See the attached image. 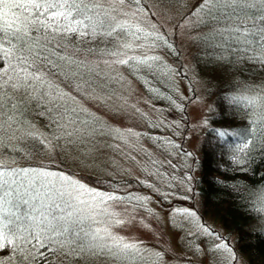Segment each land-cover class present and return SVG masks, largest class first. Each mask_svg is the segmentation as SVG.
Listing matches in <instances>:
<instances>
[{
  "label": "rangeland",
  "instance_id": "rangeland-1",
  "mask_svg": "<svg viewBox=\"0 0 264 264\" xmlns=\"http://www.w3.org/2000/svg\"><path fill=\"white\" fill-rule=\"evenodd\" d=\"M171 1V4L148 2L150 14L125 4L113 5L111 0H106L105 5L120 10L113 14L117 23L123 24V28L117 31L124 34L120 36L116 31L117 34L112 40L116 51L126 53L123 58L145 52L149 56H159V60L151 61L152 67L163 63L180 80L173 85L180 100L171 108L172 110L166 109L168 111L166 113L152 105L139 83L131 77L132 74L137 76L141 74L139 73L141 69L137 71L135 64L112 63L117 57L105 56L98 61V65H102L103 68L112 65L115 77L110 75L109 85L103 82L104 92L100 93L97 90L96 96L85 92L81 97H76L81 99L88 94L80 105L87 113L89 123L95 125L96 130H84L75 136L76 142L81 144L69 143L74 145L69 151L63 152L68 147V142H61L59 145L63 154L47 144L46 153L43 155L45 159L50 160L48 162L65 161L73 171L123 180L121 186L116 189H101L84 183L85 193L95 189L114 198L108 200L105 196L106 203L100 205L99 197L94 201V194L84 195L81 198L95 206L89 208L85 205L83 211L77 215L91 217L100 209H105L104 222L95 224L86 219L81 225L84 231L107 228L111 237L117 240L122 238V243L135 244L137 249L127 256L107 251L100 252L97 249L98 254L90 256L88 246L98 242L91 236L83 238V233H80L79 238L72 243L63 237L56 239L64 242L66 253L77 245L84 246L83 253L78 250L75 254L66 256L57 254L54 259L52 258V262H55V258L59 260L58 262L70 258L73 261L65 263L231 264V257L234 256V264H248L237 249L234 235L224 229L219 222L203 215L201 200L194 186L195 178L198 177L201 146L206 132L211 130L208 117L214 109L213 102L206 95L204 79L194 66L195 47L202 36V31L198 28L201 26L199 24L202 13L196 11L200 0ZM137 27L156 32L169 40L173 44V57L156 48L149 50L150 43L136 41L133 33ZM150 41L157 40L154 36ZM125 43H131L133 50L125 49L123 47ZM138 45L144 47L139 48ZM99 46L101 50L112 52L101 44ZM105 60L108 63H105ZM97 71L103 74L101 69ZM260 93L256 90V94ZM13 133L18 132L13 130ZM48 162L43 164H50ZM128 179L131 180L130 183L126 181ZM75 180L73 178V181ZM9 181L11 188L3 187L0 188L1 191L17 185L13 179ZM15 188L16 186L13 189ZM23 189V194L25 195L27 191L29 195L27 182ZM28 198L26 200L34 203L36 208L33 210V207L25 206L23 212L18 214L14 211L16 217L13 222L18 229V237L13 238L22 239V235H28L25 228L40 217V201ZM262 202L260 203L263 215L256 226L264 233V198ZM5 212L3 214L7 216L9 210ZM0 218L4 222L10 221L1 214ZM117 220L123 222L117 224ZM100 235L105 237V242L109 244L113 242L104 232ZM225 243L233 250L231 253L216 248V245ZM53 247H59V244ZM6 258L8 257L0 260V264H8Z\"/></svg>",
  "mask_w": 264,
  "mask_h": 264
},
{
  "label": "snow or ice",
  "instance_id": "snow-or-ice-1",
  "mask_svg": "<svg viewBox=\"0 0 264 264\" xmlns=\"http://www.w3.org/2000/svg\"><path fill=\"white\" fill-rule=\"evenodd\" d=\"M105 2L106 0H0V63L5 61L8 63L6 69H0V116L7 115L6 109L8 112L19 110L20 104L14 103V98L23 101L25 97L31 99L32 94L39 92V95L47 99L51 105L46 109L47 113L56 114L52 116L51 122L60 132V135L54 132L49 138L37 133L33 130V126L29 125L23 130L25 137L39 140L42 145L45 142L51 145L53 141L58 142L61 138H67L69 143L75 144L74 136L84 130H96L95 125L89 123L87 113L69 105L66 102L67 93L57 95L59 86H54L47 77L63 75L67 79L76 81L77 90L92 96L97 95V90L100 93L105 91L103 82H97L92 78L90 67L87 71L82 70L87 67L86 60L61 54L66 48V44L61 42L69 35H111L123 28V24L117 23L113 15L120 10L115 7H105ZM111 2L124 4L125 0H111ZM252 9H257L259 14L252 12ZM196 11L203 13L208 21L215 22L212 29L217 34L235 36L237 41H242L245 45L255 44L256 48L253 51H258L260 55L254 58L264 63V0H200ZM10 13L11 19H9ZM201 22L206 21L202 19ZM249 22H251L250 27L247 26ZM140 31L141 29L137 27L136 32L133 33L137 40L141 39L137 35ZM30 32L35 35H29ZM147 35L155 36V33L148 32ZM155 39L160 40L164 37L155 36ZM6 44L8 47H5ZM155 46L153 43L149 50L154 49ZM123 47L133 50L131 43H125ZM138 47L143 48L144 45ZM94 54L93 49L88 50V55ZM102 55L117 57L112 63L135 64L137 71L141 68H152L151 61L160 59L159 56H149L146 52L127 58H123L126 56L124 52L105 51ZM12 60L16 63L13 64ZM104 62L108 63L107 60ZM260 92L261 94L253 97H244L254 109L264 108V88ZM260 118L264 120V114ZM8 119L11 120L12 116H8ZM70 126L71 130H69ZM2 131L3 123H0V132ZM214 131L221 138L227 136L233 137L234 140L238 138L239 142L234 145L238 152H243L252 143L248 129L231 131L224 128ZM8 177H12L13 182L18 181L20 187H24L27 182L31 200L40 201L41 212L40 217L25 228L28 235L15 241L10 236L18 237V229L13 222H4L0 218V260L8 257V264H13V260L16 264H43L57 254L66 256L75 254L78 250L83 253V245H77L66 253L64 242L56 239L63 237L72 243L79 238L80 233L91 236L98 242L88 246L90 256L97 255V249L100 252L107 251L125 256L133 254L137 249L135 244L122 243V238L117 240L111 237L107 228H96L95 231L85 232L81 227L86 219H90L95 224L103 223V217L106 215L105 209H100L91 217L77 215L83 211V206L89 208L95 206L81 197L94 194L93 200L99 197L98 204L102 205L106 203L105 196L111 200L114 198L112 195L101 194L95 189L85 193L86 185L78 178L73 181L69 174L50 171L43 165L25 167L17 165L15 160L0 159V188H11ZM7 195L6 192L5 196ZM25 203L27 204L28 201ZM32 207L35 210L36 205ZM122 222L116 221L117 224ZM101 232L109 236L113 242L111 244L105 242V237L100 235ZM56 244H59V247H53ZM9 245L13 247L9 248ZM216 248L229 253L233 251L226 243L218 244ZM234 261L235 257L232 256L231 264H234Z\"/></svg>",
  "mask_w": 264,
  "mask_h": 264
},
{
  "label": "trees",
  "instance_id": "trees-1",
  "mask_svg": "<svg viewBox=\"0 0 264 264\" xmlns=\"http://www.w3.org/2000/svg\"><path fill=\"white\" fill-rule=\"evenodd\" d=\"M148 2L171 4L172 1L139 0L137 2V0H125L124 4L135 8V10L150 14ZM105 7H111V5H105ZM251 11L257 12V9ZM257 14L259 13L257 12ZM9 19H11V13ZM202 19L206 21L201 22V26L207 30V34H202L197 42L194 66L204 79L206 95L213 102L214 110L208 117L211 130L206 132L201 146L198 177L195 178L194 186L201 200L203 215L219 222L224 229L234 235L237 249L248 264H264V233L261 229L256 228V224L263 215L260 202L264 198V134H262L264 133V120L260 117L264 114V108L256 107L254 109L248 100L244 99V97L259 95L256 94V90L260 91L264 88V63L254 58L258 56L256 55L258 51H253L256 48L255 44L245 45L242 41H237L235 36L230 37L228 34L221 36L212 29L214 21H208L203 13ZM117 32L120 36L124 35L121 31ZM117 32L101 36L69 35L65 41L61 42L66 44V48L61 54H68L78 60H86L88 62L87 67L82 70L87 71V68L90 67L93 73L92 78L99 82L95 77V73H98L97 69L102 67V65H98V61L105 58V55H102L105 49L101 50L99 44L106 49H111L112 52H117L112 44ZM134 32H136V28ZM148 32L151 31L141 29L137 33L141 37L139 40L133 36L136 41L150 43L151 45L154 43L157 50L173 57L172 43L166 39L150 41V38L154 36H148ZM154 33L155 36H159L156 32ZM29 35L35 34L30 32ZM116 38L118 39V37ZM115 44H117L116 39ZM5 47H8V45L6 44ZM231 47L239 49L242 54H233L228 49ZM89 49H93L95 54L88 55ZM160 62L162 61L160 60ZM220 62H222V65H220ZM12 63L15 64L16 61L12 60ZM7 67V61L0 63V69H6ZM139 73L141 74H138V76L132 74L131 77L139 83L152 105L166 113L168 112L166 109L172 110L171 108L180 100L173 86L176 81L180 80L175 77L174 72L163 63H158L150 69L141 68ZM98 74L101 78L103 77L102 74ZM47 79L54 86H59L57 95L67 93L66 102L78 110L82 109L80 102L85 100V96L88 97V94L81 99H76V97H81V94L85 93L76 89V81L67 79L60 74L49 75ZM102 79L107 85L110 84L107 77ZM146 83H150V85ZM41 101L47 107L51 106L47 99L39 95V92L32 94L31 99L25 97L23 101L14 98L13 102L20 104L19 110L8 112L6 109L7 115L0 116V123H3V131L0 132V147H2L0 149V159L15 160L17 165H24L25 167L43 165L50 171L67 173L74 179L78 178L87 185L97 186L101 189L120 187L123 180L73 171L69 169L63 160H59V163H55L53 160V162H48L50 160L43 157L48 143L45 142L42 145L39 140L27 138L23 135V130L27 129L29 125L33 126V130L37 133H42L49 138L52 137L54 132L56 135H60L56 125L51 122L52 116L56 114L53 112L49 115L47 111L33 107ZM8 116H12V119L9 120ZM7 124L15 128L18 133L14 136H11L12 131L7 133L5 130ZM45 128L49 132H45ZM224 128L231 131L248 129V135L252 139V143L243 152H238L234 147L235 143L239 142L238 138L236 140L231 136L221 138L214 131L215 129ZM69 130H71V126ZM76 138L73 137L75 144H81L76 142ZM61 142H68V139L61 138L58 142L53 141L56 144ZM7 143L16 145L18 150L11 152L12 149L7 147ZM53 143L49 144L52 148ZM74 145H69L68 142V147L63 152L73 149ZM5 150L9 152V155L4 154L3 151ZM63 152L61 153L63 154ZM46 162L50 164L44 165L43 163ZM8 179L13 178L8 177ZM126 181L131 182L129 179ZM16 183L17 185L13 184L14 187L16 186L15 190L14 187L5 190V192L0 190V205L3 204V206L8 207L11 215L13 214V219L16 217H14V211L17 214L22 213L25 206L32 207L34 204L31 201L25 203L27 200L26 196L23 195V187L19 186L18 181ZM6 192L8 193L7 196H5ZM82 235L84 238L85 235ZM53 259L51 260L53 261ZM58 261L55 258V262L52 263L67 264L62 260L61 262Z\"/></svg>",
  "mask_w": 264,
  "mask_h": 264
},
{
  "label": "bare ground",
  "instance_id": "bare-ground-1",
  "mask_svg": "<svg viewBox=\"0 0 264 264\" xmlns=\"http://www.w3.org/2000/svg\"><path fill=\"white\" fill-rule=\"evenodd\" d=\"M199 25H201V24H199ZM249 27L251 26V23L248 25ZM199 28V30H201L202 31V34H207L206 33V29L205 28H203L202 26H199L198 27ZM165 39V38H164ZM173 45V44H172ZM228 49H230L231 50V52L233 53V54H242L240 51H239V49H237V48H234V47H231V48H228ZM220 65H222V62H220ZM98 69H101L102 71H103V77H107L109 80H111L110 79V75L112 76V77H115V71H113V68H112V65H108L107 67H105V68H103V67H99ZM96 74H98V73H95V77L98 79V81L99 82H104L103 81V77L101 78L100 76H97ZM147 85H150V83H146ZM33 107H36V108H40V109H43V110H45L46 111V109L48 108L47 107V105L46 104H44V102L43 101H41V102H39L38 103V105L37 106H34L33 105ZM51 107V106H50ZM6 132L7 133H9L10 131H13V130H15V128H13V127H11V125L10 124H7L6 125ZM45 132H49V130L47 129V128H45V130H44ZM11 136H14L13 134H11ZM7 147H9L10 149H12V151L11 152H15V151H17L18 150V147L16 146V145H14V144H11V143H7ZM46 148V147H45ZM50 148H52V147H50ZM53 148L54 149H56V150H58V151H61L62 152V149H61V147H60V145L59 144H56V143H53ZM52 148V149H53ZM0 149H2V147H0ZM46 150H44V152H45ZM4 152V154H8L9 155V152L7 151V150H5V151H3ZM51 154V153H50ZM24 190V189H23ZM4 192H5V190H3ZM24 195V194H23ZM26 195H28V193H27V191H25V196ZM29 197V198H28ZM28 197H26V198H28V199H31V197L28 195ZM0 214L2 215V217L3 218H5L6 217V220L7 219H9L10 221H14V219L11 217L10 218V215H11V212L9 211V214L7 215V216H4V214L3 213H6L5 211L8 209V207H5V206H3V204L2 205H0ZM9 210V209H8ZM14 223V222H13ZM14 225H16L15 223H14ZM256 228H257V226H256ZM260 230V229H259ZM22 237H23V235H22ZM12 239L15 241V240H17L16 238H13L12 237ZM11 247H13V245L11 246ZM10 248V247H9ZM5 258V257H4ZM7 260H8V258H6ZM73 260L72 259H70V258H65V259H63V262H72ZM13 262L16 264V261L15 260H13ZM43 264H52V262L49 260L48 261V263H43Z\"/></svg>",
  "mask_w": 264,
  "mask_h": 264
}]
</instances>
